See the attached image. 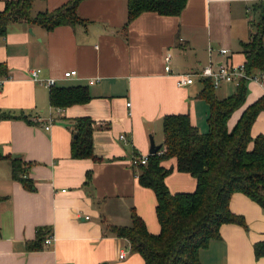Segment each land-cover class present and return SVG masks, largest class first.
I'll list each match as a JSON object with an SVG mask.
<instances>
[{"label": "crops", "instance_id": "0c3cea01", "mask_svg": "<svg viewBox=\"0 0 264 264\" xmlns=\"http://www.w3.org/2000/svg\"><path fill=\"white\" fill-rule=\"evenodd\" d=\"M5 1L0 0V11ZM68 1L32 0L31 16ZM260 1L187 0L179 16L144 12L125 27L128 0H82L76 10L82 24L49 31L23 22L8 26L0 39V64L6 70L0 77V111L13 118L0 120V153L20 156L33 189L14 181L10 161L0 160V264H144L126 239L109 230L129 227L134 210L150 233L159 232L155 197L138 184L131 159L149 155L150 136L162 145L165 116L187 114L199 133L207 131L202 82L180 88L177 75L209 62L243 65L241 43L253 34V6ZM167 54L170 73L164 69ZM33 70H40L42 79H54V87L85 86L90 101L51 107L50 89L31 79ZM72 70L76 76L63 78ZM246 86L245 104L229 119V129L245 107L264 96V81ZM236 87L222 84L215 96L228 98ZM20 115L35 124L27 125ZM84 117L100 124L92 137L98 161L71 157L75 120ZM250 134L264 136V112ZM163 165L175 168V161ZM165 183L170 193L195 189L192 177L176 171ZM229 210L246 227L221 225L219 238L200 251V263L264 264V257H254V245L264 242V209L234 193ZM39 230L44 232L40 240ZM49 236L53 241L45 246Z\"/></svg>", "mask_w": 264, "mask_h": 264}, {"label": "trees", "instance_id": "16d2710c", "mask_svg": "<svg viewBox=\"0 0 264 264\" xmlns=\"http://www.w3.org/2000/svg\"><path fill=\"white\" fill-rule=\"evenodd\" d=\"M82 0H69L52 12L31 16L32 0H7L0 11V39L12 23L38 25L49 31L58 26H74L85 21L77 16V6ZM187 0H128L127 23L130 24L144 12L160 16H179ZM256 20L248 42L241 43L244 68L248 75L264 72V0L253 6ZM6 74L0 64V77ZM247 80H240L233 95L217 99L210 80L202 82L200 97L209 106L207 131L199 133L187 114L168 115L162 121V148L147 156L144 165L132 166L138 184L152 191L155 197V216L159 225L157 234L150 233L143 219L134 210L129 227H110V232L126 239L131 251L138 254L144 264H201L199 253L211 240L219 238L223 224L245 226L243 218L229 210V200L234 193H241L264 209V136L251 137L250 129L257 115L264 112V96L245 107L232 128L228 121L233 113L243 107L247 96ZM85 86L52 87L49 105L64 109L90 101ZM13 116L0 111V120ZM27 125L35 122L20 115ZM77 132L71 142L73 159H91L93 132L100 124L89 118L75 120ZM137 156V155H136ZM11 166V178L33 189L26 178L27 165L20 156L4 157ZM173 159L175 168L164 167ZM173 171L190 175L195 180L192 192L170 193L165 179ZM44 232H37L40 240ZM254 257H264V242L254 245Z\"/></svg>", "mask_w": 264, "mask_h": 264}, {"label": "built area", "instance_id": "2783aa9c", "mask_svg": "<svg viewBox=\"0 0 264 264\" xmlns=\"http://www.w3.org/2000/svg\"><path fill=\"white\" fill-rule=\"evenodd\" d=\"M228 52L226 50H220L221 55H226ZM171 56L167 54L164 57L165 71L170 73L171 69L169 66ZM76 71L65 72L63 78L69 79L76 76ZM31 79L35 82L41 83L44 87L50 89L55 86L54 79H42L40 77V70H33L30 72ZM195 80L203 82L205 80H210L212 87L214 89L218 88L222 84H235L238 85L240 80L252 81L255 83H261L264 81V72H258L251 75L246 74L244 64L243 65H232L229 60H225L218 64H209L203 67L201 70L189 73V74H178L176 85L178 87H186L194 83ZM2 80H0V85ZM93 82H90L92 84ZM49 127L45 129L48 130ZM120 139L124 140V136H120ZM147 162V157H137L134 156L131 159V166L144 165ZM53 241V237L49 236L43 240V244L48 246ZM119 257L122 259L125 257L124 253L120 254Z\"/></svg>", "mask_w": 264, "mask_h": 264}, {"label": "water", "instance_id": "95a60500", "mask_svg": "<svg viewBox=\"0 0 264 264\" xmlns=\"http://www.w3.org/2000/svg\"><path fill=\"white\" fill-rule=\"evenodd\" d=\"M29 32L32 33L31 30ZM149 140H150L149 155H154L162 148V145H156L151 136L149 137Z\"/></svg>", "mask_w": 264, "mask_h": 264}, {"label": "rangeland", "instance_id": "374dc122", "mask_svg": "<svg viewBox=\"0 0 264 264\" xmlns=\"http://www.w3.org/2000/svg\"><path fill=\"white\" fill-rule=\"evenodd\" d=\"M252 30H253V32H255L254 30V27H252ZM162 136H163V134H162ZM157 145V144H156ZM148 156V155H147ZM146 155L145 156H142V157H147ZM190 176V175H189ZM191 177V176H190Z\"/></svg>", "mask_w": 264, "mask_h": 264}]
</instances>
